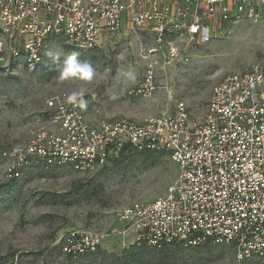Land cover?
I'll return each instance as SVG.
<instances>
[{
	"label": "built area",
	"instance_id": "built-area-1",
	"mask_svg": "<svg viewBox=\"0 0 264 264\" xmlns=\"http://www.w3.org/2000/svg\"><path fill=\"white\" fill-rule=\"evenodd\" d=\"M241 20L264 21V0H0V61L36 67L60 38L86 54L125 32L147 35L145 72L128 95L148 98L159 88L152 57L176 62L217 36V25ZM44 110L52 131L30 141L23 162L92 172L130 146L177 165L164 196L121 209L111 232L68 231L65 254L96 251L132 229V244H230L238 264H264V62L220 78L205 104L179 100L141 118H98L70 90L51 94Z\"/></svg>",
	"mask_w": 264,
	"mask_h": 264
},
{
	"label": "rangeland",
	"instance_id": "rangeland-1",
	"mask_svg": "<svg viewBox=\"0 0 264 264\" xmlns=\"http://www.w3.org/2000/svg\"><path fill=\"white\" fill-rule=\"evenodd\" d=\"M216 28L210 42L190 47L176 62L152 57L159 88L148 98L128 95L145 72V49L152 44L147 35L125 32L86 54L60 38L36 67L0 61V264H238L230 244L132 246V229L107 237L95 254L63 252L68 231L111 232L121 226L116 219L121 209L164 196L177 174V165L164 152L147 160L124 152L92 172L39 158L21 160L39 132L52 131L44 108L55 92L70 90L87 99L98 118H141L179 100L205 104L220 78L264 62V21ZM133 253L143 256L134 262Z\"/></svg>",
	"mask_w": 264,
	"mask_h": 264
},
{
	"label": "trees",
	"instance_id": "trees-1",
	"mask_svg": "<svg viewBox=\"0 0 264 264\" xmlns=\"http://www.w3.org/2000/svg\"><path fill=\"white\" fill-rule=\"evenodd\" d=\"M128 151H132V152H136V153H140V154H143V156H144V158L147 160V159H149L151 156H152V154L154 153V151H135L134 149H132L130 146H125L121 151H120V153H119V155L120 154H123L124 152H128ZM31 159V158H30ZM30 159H28L27 160V162H29V160ZM134 245H138V244H132V246H134ZM147 246V245H146ZM102 250H101V247L100 248H98L96 251H92V252H87V253H85V254H95V253H98V252H101ZM82 255V254H81ZM68 256H73V255H68ZM143 256V253H133V254H131V256H130V258H131V260L132 261H134V262H136L139 258H141Z\"/></svg>",
	"mask_w": 264,
	"mask_h": 264
}]
</instances>
